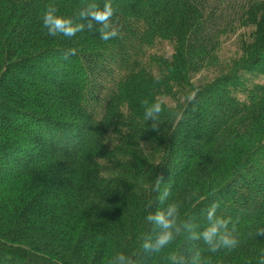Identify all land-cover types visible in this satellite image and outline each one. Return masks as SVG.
I'll list each match as a JSON object with an SVG mask.
<instances>
[{"label": "trees", "instance_id": "16d2710c", "mask_svg": "<svg viewBox=\"0 0 264 264\" xmlns=\"http://www.w3.org/2000/svg\"><path fill=\"white\" fill-rule=\"evenodd\" d=\"M262 79L264 0H0V264H264Z\"/></svg>", "mask_w": 264, "mask_h": 264}, {"label": "rangeland", "instance_id": "374dc122", "mask_svg": "<svg viewBox=\"0 0 264 264\" xmlns=\"http://www.w3.org/2000/svg\"><path fill=\"white\" fill-rule=\"evenodd\" d=\"M237 32V33H236ZM249 32V29H236L234 31V35L226 36L224 38H221L222 44L221 48L218 52V56L220 60L222 61L221 65H227L230 64L232 58L237 57L240 55L239 52V44L241 39H244L247 37V33ZM233 34V33H232ZM230 36V37H229ZM171 46L166 41H161L160 43H157V45L151 47V48H145L143 49L141 55L138 57V59L142 62L143 65L147 66V61L151 56H164L169 57L171 52ZM228 63V64H224ZM212 69L217 70V67L211 66ZM226 67V66H225ZM213 71L210 67L206 68L205 71L200 73L196 78V82H201L204 80L210 79L212 76H215V73L212 75ZM260 82L264 83V80H260Z\"/></svg>", "mask_w": 264, "mask_h": 264}]
</instances>
